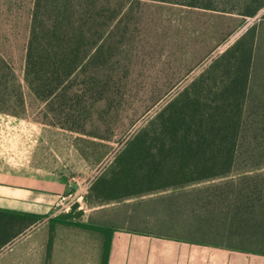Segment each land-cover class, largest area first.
I'll return each instance as SVG.
<instances>
[{
  "label": "rangeland",
  "instance_id": "1",
  "mask_svg": "<svg viewBox=\"0 0 264 264\" xmlns=\"http://www.w3.org/2000/svg\"><path fill=\"white\" fill-rule=\"evenodd\" d=\"M34 2L0 0V57L10 68L0 70V176L48 174L71 181L55 217L36 225L60 226L62 235H73L74 227L85 235L87 227L98 226L264 253V91L254 90L264 65V10L243 18L142 1L118 71L103 81L108 102L96 104L109 112L87 125L89 132L111 136L105 140L66 128L65 116L52 115L26 85ZM194 86L200 87L204 124L214 118L227 125L223 141L212 148L230 154L217 161L230 163V173L184 185L167 170L150 180L137 169L123 178L117 159L127 144ZM244 175L247 184L240 182ZM256 187L262 200L239 202L243 188L250 193ZM24 227L15 226L10 235ZM7 235L0 230V242Z\"/></svg>",
  "mask_w": 264,
  "mask_h": 264
},
{
  "label": "trees",
  "instance_id": "2",
  "mask_svg": "<svg viewBox=\"0 0 264 264\" xmlns=\"http://www.w3.org/2000/svg\"><path fill=\"white\" fill-rule=\"evenodd\" d=\"M142 1L35 0L26 54L25 82L37 99L46 102L52 115L65 116L66 128L105 140L111 139L110 135L102 137L97 132H89L87 125L94 124L95 117L102 122L101 114L109 112L105 108H97L96 104L108 102L107 85L103 81L107 73L118 71L125 39L131 41V26L136 21V10ZM146 1L234 14L243 18H254L264 10V0ZM4 69L10 68L0 57V70ZM202 105L198 86L179 94L160 114L159 121L127 144L117 159L121 164L122 177L129 179L137 169L144 171L143 175L150 180L167 170V174L170 171L178 179V184L184 185L227 176L231 171L230 163L217 161L230 158V154L224 153L222 148L216 151L212 148L215 140L223 141L220 133L227 125L214 118L204 124ZM212 115L210 113L208 118ZM143 136H147V139L141 140ZM208 136L211 141L206 140ZM147 166H153L154 173L151 169H144ZM256 177L259 178L260 174ZM249 178V175H244L240 182L247 184ZM226 184L230 185L231 181ZM257 187L250 193L243 188L246 190L242 189L238 194L239 202L262 200ZM212 190L217 192L216 189ZM223 193L229 192L224 190ZM42 218L0 210V230H9L0 247L10 241V237H16V234L10 235L12 228L29 227Z\"/></svg>",
  "mask_w": 264,
  "mask_h": 264
},
{
  "label": "crops",
  "instance_id": "3",
  "mask_svg": "<svg viewBox=\"0 0 264 264\" xmlns=\"http://www.w3.org/2000/svg\"><path fill=\"white\" fill-rule=\"evenodd\" d=\"M258 72L255 92L264 91V65ZM29 179L0 176V210L54 218V208L69 191L71 181L61 183L48 174ZM59 227H24L0 247V264H264V253L238 251L217 241L199 243L127 230L111 232L98 226L84 229L85 235L80 234L83 228L77 227L69 228L73 235H62Z\"/></svg>",
  "mask_w": 264,
  "mask_h": 264
},
{
  "label": "water",
  "instance_id": "4",
  "mask_svg": "<svg viewBox=\"0 0 264 264\" xmlns=\"http://www.w3.org/2000/svg\"><path fill=\"white\" fill-rule=\"evenodd\" d=\"M78 207H79V204L76 203V204H74V205L72 206V209H73V210H76V209H78Z\"/></svg>",
  "mask_w": 264,
  "mask_h": 264
},
{
  "label": "built area",
  "instance_id": "5",
  "mask_svg": "<svg viewBox=\"0 0 264 264\" xmlns=\"http://www.w3.org/2000/svg\"><path fill=\"white\" fill-rule=\"evenodd\" d=\"M71 197V196H70ZM66 198L64 197V198H62L61 199V202H60V204H58L57 206H60V205H62V203H63V201L65 200ZM73 203H71V205H72Z\"/></svg>",
  "mask_w": 264,
  "mask_h": 264
}]
</instances>
